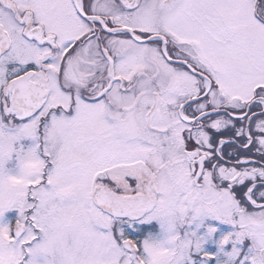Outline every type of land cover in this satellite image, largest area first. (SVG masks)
<instances>
[{"label":"snow or ice","instance_id":"snow-or-ice-1","mask_svg":"<svg viewBox=\"0 0 264 264\" xmlns=\"http://www.w3.org/2000/svg\"><path fill=\"white\" fill-rule=\"evenodd\" d=\"M0 264H264V0H0Z\"/></svg>","mask_w":264,"mask_h":264}]
</instances>
